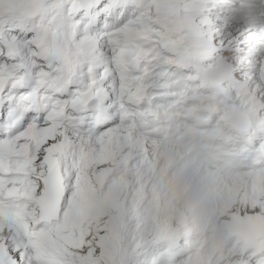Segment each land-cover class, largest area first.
Segmentation results:
<instances>
[{
	"label": "rangeland",
	"instance_id": "rangeland-1",
	"mask_svg": "<svg viewBox=\"0 0 264 264\" xmlns=\"http://www.w3.org/2000/svg\"><path fill=\"white\" fill-rule=\"evenodd\" d=\"M164 1L154 0L155 7L161 9L168 7L172 11H179L189 6L192 0H183L180 3L171 1L166 3ZM74 2L76 0H0V40L4 42L7 28H13L7 22L9 19L15 23L16 33L22 32L19 29H24V26L27 25L26 31L31 30L32 36L44 39L51 48L53 55L58 51L59 45L68 38L76 40V32L82 35L80 41L76 40L77 44L80 45L81 42L96 50L98 45L92 40L94 33L88 29L85 21L74 25L70 23L57 24L59 15L72 8ZM32 23L34 26L31 25ZM122 28L123 26H120L113 35L106 38L115 57L124 51ZM231 41V45L235 47V44L245 41V35L237 33ZM240 47L242 46L240 45ZM72 48L71 46L64 47L63 52L70 54L77 50V48ZM29 50L33 56L39 54L38 48L31 43ZM108 56L112 57L110 53ZM63 64V66H67L68 60ZM56 65L57 62L54 63V67ZM15 66L26 69L24 62H20L19 65L15 64ZM10 74L12 72L8 69L7 75ZM237 120L241 119L237 117ZM256 132L262 134L260 129H257ZM260 137L262 136L260 135ZM95 169L97 172L92 169L91 173L97 174L105 171L102 168ZM171 188L175 195V188ZM183 196V192L173 196L168 190L161 194L157 190L136 189L135 182L131 181L130 178H123L122 187L104 197H100L96 193L89 195L84 199L81 216L75 218L70 223L68 231L58 236L53 244L60 253V263L245 264L250 261L252 264L251 256L247 255L248 253L245 251L223 259L216 258L212 252L182 253L184 251L181 249L182 237L188 234L191 229L196 228L194 224L197 220V217H194L196 205L190 204L188 198L185 196L182 198ZM238 204H235L218 218L216 223L217 234L230 235L234 226L246 222L260 224L264 228V207L259 206L249 210ZM234 212H237L238 218L232 216ZM179 215L184 217L181 219ZM169 228L172 230L170 240L167 239L166 235V230ZM240 230L245 233L249 232L251 236L253 230H257V228L247 226ZM2 231L0 228V253L4 256V252H6L4 260L9 264H17L19 257L11 254L6 247L7 244L4 242ZM261 242L262 239L257 240V243ZM76 247L78 250H75ZM92 257H100L102 261H93ZM4 260H0V264H5Z\"/></svg>",
	"mask_w": 264,
	"mask_h": 264
},
{
	"label": "bare ground",
	"instance_id": "bare-ground-1",
	"mask_svg": "<svg viewBox=\"0 0 264 264\" xmlns=\"http://www.w3.org/2000/svg\"><path fill=\"white\" fill-rule=\"evenodd\" d=\"M172 1H178V0H172ZM43 3V2H42ZM47 3V2H46ZM30 7V6H29ZM37 11H38V9H37ZM42 11V10H41ZM43 13V12H42ZM23 14V13H22ZM38 14H40V13H38ZM46 14V13H45ZM36 15H37V13H36ZM47 15V14H46ZM36 17V16H35ZM31 19V18H30ZM30 25V24H29ZM31 25H33V23L31 24ZM34 26V25H33ZM35 28V27H34ZM36 31V30H35ZM46 33V35H47V32H45ZM86 33V32H85ZM87 34V33H86ZM88 35V34H87ZM70 36V35H69ZM92 36V35H91ZM48 38V37H47ZM44 40V39H43ZM49 42V41H48ZM88 42V41H87ZM86 42V43H87ZM90 46V45H89ZM73 49V48H72ZM64 65V64H63ZM237 79L238 80H240V78L239 77H237ZM238 100L239 101H243V97L241 96V95H239L238 96ZM260 102L261 103H264V98H261L260 99ZM256 134H257V132H256ZM261 136L262 137H260V138H258V139H264V131H262V134H261ZM51 179V180H50ZM50 179H49V181H50V185L52 186V183H51V181L53 180V185L56 183V178H53V177H50ZM262 197H264V195H262ZM262 197H260L259 199H258V201H257V206H255L254 208H256V207H259V206H262V207H264V198H262ZM51 201V199L49 198V202ZM240 204V203H239ZM238 204V205H239ZM50 205V204H49ZM48 205V206H49ZM233 211V210H232ZM247 211V210H246ZM236 216L237 218H238V215H237V212H234L233 214H232V216ZM179 216H181V215H179ZM184 216L182 215L181 216V219L183 218ZM237 228V226H234L232 229H231V231L233 230V231H235V229ZM238 231V230H237ZM237 231H235V232H237ZM256 231H258V229L257 230H253V232H252V234H251V236H250V233L249 232H247V234H244L245 235V237H247V238H250V237H253L254 235H255V233H256ZM237 233H240V232H237ZM166 235H167V239L168 240H170L171 239V237H172V230H171V228H169V229H167L166 230ZM75 250H78V247H76L75 248ZM244 254V253H243ZM0 255L2 256L1 258H0V260H4V256H3V254L2 253H0ZM92 260L93 261H96V262H101L102 261V259L100 258V257H92ZM210 262V261H209ZM208 262V263H209ZM225 263V262H224ZM245 264H251V262L249 261L248 263H245Z\"/></svg>",
	"mask_w": 264,
	"mask_h": 264
},
{
	"label": "trees",
	"instance_id": "trees-1",
	"mask_svg": "<svg viewBox=\"0 0 264 264\" xmlns=\"http://www.w3.org/2000/svg\"><path fill=\"white\" fill-rule=\"evenodd\" d=\"M247 226H251V227H255V226H253V225H251V224H245V225H240V226H238L237 227V229L241 232V228L242 227H247ZM255 228H257L258 229V231H256V233H255V235L253 236V237H250V238H247V237H245V239H246V241L248 242V243H250V244H255L256 243V238L258 237V236H262V229L260 228V227H255ZM242 234H245L243 231H242ZM264 246V242H263V244L261 245V246H259V247H263Z\"/></svg>",
	"mask_w": 264,
	"mask_h": 264
},
{
	"label": "water",
	"instance_id": "water-1",
	"mask_svg": "<svg viewBox=\"0 0 264 264\" xmlns=\"http://www.w3.org/2000/svg\"><path fill=\"white\" fill-rule=\"evenodd\" d=\"M170 1H172V0H170ZM183 0H179V1H175L176 3H180V2H182ZM172 2H174V1H172ZM174 2V3H175ZM61 198H62V195L60 194L59 195V197H58V201H57V205H56V208H58V206H59V203H60V201H61ZM250 247H254V246H250ZM264 251V247H262V248H256V252L257 253H261V252H263Z\"/></svg>",
	"mask_w": 264,
	"mask_h": 264
}]
</instances>
